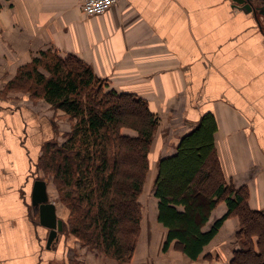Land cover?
Masks as SVG:
<instances>
[{
    "label": "crops",
    "instance_id": "obj_1",
    "mask_svg": "<svg viewBox=\"0 0 264 264\" xmlns=\"http://www.w3.org/2000/svg\"><path fill=\"white\" fill-rule=\"evenodd\" d=\"M260 17L242 13L227 0H118L91 17L81 12L80 0H0V92L20 66L41 51L74 54L118 92L136 93L152 102L158 127L150 150L157 161L174 154L179 138L211 113L225 182L246 192L250 209L264 213V16ZM28 94L7 95V101L19 97L24 104L18 108L9 107L0 96V264H49L62 254L66 259L59 264H72V238L59 247L65 222L49 197L46 180L34 172L42 106ZM35 179L46 182L48 201L63 221L58 243L48 248L49 230L39 223L31 202ZM226 211V202L219 201L204 230ZM156 213L157 207L152 229L139 239L129 264H231L240 249L235 242L240 220L229 216L196 260L173 246L164 252L167 228ZM75 247L80 264H117Z\"/></svg>",
    "mask_w": 264,
    "mask_h": 264
},
{
    "label": "trees",
    "instance_id": "obj_2",
    "mask_svg": "<svg viewBox=\"0 0 264 264\" xmlns=\"http://www.w3.org/2000/svg\"><path fill=\"white\" fill-rule=\"evenodd\" d=\"M8 85V84H7ZM9 89H24L43 98L74 120L62 143L47 140L34 165L53 175L69 208L67 228L89 250L128 264L140 231L137 198L148 171V154L158 117L148 101L118 92L95 75L78 56L43 50L18 68ZM124 128L135 131L126 135ZM211 113L177 143L175 153L157 163L153 195L156 219L167 228L162 246L172 241L196 260L222 221L237 216L241 246L231 264H264V213L252 210L243 190L225 182L216 156ZM224 200L227 211L204 230L211 211ZM259 229L262 236H247Z\"/></svg>",
    "mask_w": 264,
    "mask_h": 264
},
{
    "label": "rangeland",
    "instance_id": "obj_3",
    "mask_svg": "<svg viewBox=\"0 0 264 264\" xmlns=\"http://www.w3.org/2000/svg\"><path fill=\"white\" fill-rule=\"evenodd\" d=\"M227 1H230V0H227ZM233 7L237 8L242 13L251 14V12L244 11V9H241L239 6H233ZM260 18H263L262 15H261ZM262 30L264 31V29H262ZM14 77H15V75H14ZM14 77H12L11 79L7 80L5 86L2 88V90L0 92L1 98H3L4 101L6 100V104H8V106L12 105L13 108L14 107L18 108L19 106H21L19 104H24V103L19 101V97L11 96L9 98V100H12V101H10V103H9L8 102L9 100L7 101V99H8L7 95L10 94V93H21V95H22V93L23 94L29 93L28 94V98L31 101L35 102V104L38 103V104H40L42 106V112H41L42 113L41 114L42 115L41 116L42 121L40 122V125H39L40 129H38L39 134L37 136L39 138V143L37 145L38 148L36 147V149H35V152L37 151L36 152V155H37L36 161H37L39 156H40V154H41V148H42V145H43L44 141L55 140L58 143H62L66 139L67 134L70 132L74 120L68 119V117L64 114L63 111H61L60 109L53 108L43 98L34 99L30 95V93L32 92L31 91L32 87H30L31 90L29 89V91H24V89H9L8 85H9L10 81ZM100 78H102V80L105 81L107 83V85H109V87H112L110 85V83H109L107 78H105V77H100ZM129 93H132V92H129ZM133 94L137 95L136 93H133ZM137 96H139V95H137ZM150 104H152V102H150ZM12 106H11V108H12ZM34 126L37 127L36 125H34ZM45 129H47V130H45ZM124 129H126L123 132L124 134L126 133L128 135H133L134 132H135L134 130H131L129 128H124ZM174 142L175 141L173 139L171 143H174ZM150 149H151V145H150ZM150 149H149V154H148V160H149L148 171H147L146 176L144 178V182H143V185H142V190H141V192H140V194H139V196L137 198V201L140 204V225H139L140 231H139V236H138V239H137V243H138L140 238L142 239V236H143L144 233L146 235L147 231L152 229L153 218L155 219V210H156V207H157V205H156L157 204V199L153 195L152 187H153V182H154V179H155L154 175H156V173H157V163H158V161L153 159V156L151 154V150ZM167 149L170 150V151L173 150L172 148H167ZM34 172L38 176H40V177H42L43 179L46 180V182L48 184L49 197H50V199H52L53 202H55L57 204L58 216L60 218H62L64 220V222H65V230H64V232L62 234L63 235L62 236V242H61L59 247L63 246L67 242H70V240L72 238L74 246H73L72 249L69 250L68 255L73 256L72 257L73 258L72 259V264H80V262H81L80 258H79L80 255L76 254L77 248L75 247V245L78 246L79 248L80 247H84L85 249H87V246L82 245L80 243V241L74 235H72L71 232L67 228V220H68L70 211H69V208H68V205H67L66 201L64 200V196H63L64 194H62L61 190L58 189L57 186L55 185V183L53 181V175L51 173L44 172L43 169L41 167H38L37 165H34ZM152 176H154V177L152 178ZM257 235H259L261 237L262 236L261 231L259 229H251L249 231L248 235L247 236L245 235L243 237H244V239L246 241H248V238L250 236H254L255 237ZM237 236L238 237L236 238V234H235V242L238 243L239 246H241L240 237L242 235L239 233ZM57 243H53L51 245V247L53 245H56ZM137 243H136V245H137ZM171 244L172 245H170V247L173 246L177 250L181 251V247H180V245L178 243L174 242V243H171ZM87 250H89V249H87ZM70 251L72 252V254H70ZM89 251H90V254L91 253H96L99 257H106V258L112 259V258L108 257L107 255L102 254L101 252H98L95 249L94 250H89ZM133 254H132V257H133ZM62 255H57L58 256L56 258L57 261H51L49 264H53V263L54 264H59V263L63 262L64 259H66V257L64 256L65 254H62ZM132 257L130 258V261L132 260ZM202 258L204 260H208L207 256H203ZM116 263L119 264L118 261H116Z\"/></svg>",
    "mask_w": 264,
    "mask_h": 264
},
{
    "label": "water",
    "instance_id": "obj_4",
    "mask_svg": "<svg viewBox=\"0 0 264 264\" xmlns=\"http://www.w3.org/2000/svg\"><path fill=\"white\" fill-rule=\"evenodd\" d=\"M233 6H239L244 11L251 12L256 17L258 7L253 8L252 0H230ZM31 202L38 210L39 223L46 227L48 231L46 239V247H50L53 243H57L59 235L63 231V221L57 218L55 205L48 201L46 192V182L43 179H35L32 185Z\"/></svg>",
    "mask_w": 264,
    "mask_h": 264
},
{
    "label": "built area",
    "instance_id": "obj_5",
    "mask_svg": "<svg viewBox=\"0 0 264 264\" xmlns=\"http://www.w3.org/2000/svg\"><path fill=\"white\" fill-rule=\"evenodd\" d=\"M118 0H80V9L84 15L96 16L106 12Z\"/></svg>",
    "mask_w": 264,
    "mask_h": 264
},
{
    "label": "flooded vegetation",
    "instance_id": "obj_6",
    "mask_svg": "<svg viewBox=\"0 0 264 264\" xmlns=\"http://www.w3.org/2000/svg\"><path fill=\"white\" fill-rule=\"evenodd\" d=\"M252 4H254L255 7H258L256 13L260 16H264V0H252ZM262 29H264V25H262Z\"/></svg>",
    "mask_w": 264,
    "mask_h": 264
},
{
    "label": "bare ground",
    "instance_id": "obj_7",
    "mask_svg": "<svg viewBox=\"0 0 264 264\" xmlns=\"http://www.w3.org/2000/svg\"><path fill=\"white\" fill-rule=\"evenodd\" d=\"M254 5V4H253ZM254 8H255V5H254Z\"/></svg>",
    "mask_w": 264,
    "mask_h": 264
}]
</instances>
